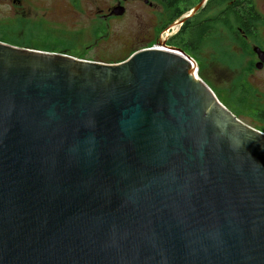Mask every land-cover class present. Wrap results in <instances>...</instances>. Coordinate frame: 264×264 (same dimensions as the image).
<instances>
[{
    "label": "water",
    "instance_id": "obj_1",
    "mask_svg": "<svg viewBox=\"0 0 264 264\" xmlns=\"http://www.w3.org/2000/svg\"><path fill=\"white\" fill-rule=\"evenodd\" d=\"M0 264H264V133L181 50L0 42Z\"/></svg>",
    "mask_w": 264,
    "mask_h": 264
},
{
    "label": "flooded vegetation",
    "instance_id": "obj_2",
    "mask_svg": "<svg viewBox=\"0 0 264 264\" xmlns=\"http://www.w3.org/2000/svg\"><path fill=\"white\" fill-rule=\"evenodd\" d=\"M191 1L0 0V15L3 20L28 24L34 20L67 37L75 36V58L86 60L85 53L94 51L97 57L87 61L104 64L122 63L136 52L161 46L183 51L191 27L193 36L204 28L224 31L231 38V48L244 55L245 66L238 82H242L244 101L253 109L251 119L264 130V0H244L251 10L245 14L235 10L237 0H194V7ZM214 1H218L217 8ZM209 11L214 17H208ZM82 32H87V39L80 36ZM179 36L184 44L175 43ZM110 44L116 49L105 51ZM126 50L130 54L126 55Z\"/></svg>",
    "mask_w": 264,
    "mask_h": 264
},
{
    "label": "rangeland",
    "instance_id": "obj_3",
    "mask_svg": "<svg viewBox=\"0 0 264 264\" xmlns=\"http://www.w3.org/2000/svg\"><path fill=\"white\" fill-rule=\"evenodd\" d=\"M217 2H213L214 8ZM189 4L194 7L196 1L192 0ZM214 15L208 12V17ZM1 17L0 15V42L37 51L73 53L75 36L67 37L54 27L34 20L32 24H28L16 19L3 20ZM80 36L87 39V32H82ZM230 39L224 31L213 32L204 28L190 39L186 38L185 42L190 43L189 56L197 64L199 78L213 91L221 104L245 124L264 133V130L251 119L250 114L253 109L247 101H244L242 82H238L242 79V70L245 66L244 55L231 48ZM115 49L114 44L104 48L105 51ZM85 54L86 60L97 57L94 51ZM125 54L128 55L130 52L126 50Z\"/></svg>",
    "mask_w": 264,
    "mask_h": 264
},
{
    "label": "trees",
    "instance_id": "obj_4",
    "mask_svg": "<svg viewBox=\"0 0 264 264\" xmlns=\"http://www.w3.org/2000/svg\"><path fill=\"white\" fill-rule=\"evenodd\" d=\"M219 1H221V0H219ZM234 7H235V10H236V11H240L241 13L243 12V14H245V13H250V11H251V10H249V8H248V4H247L246 1H244V0H237V1L234 3ZM193 34H194V33H193V27H191V28L189 29V31L187 32L186 37H187L188 39H190V37H192ZM178 39H179V41H178ZM175 43H176L177 45H181V43H183V42L181 41V39H180V36L177 37V40L175 41ZM183 44H184V43H183ZM189 44H190V43H188V44L185 43L184 46H182L183 51H184L186 54H188V55H189V53H190ZM55 53H58V52H55ZM70 56H74V57H76V55H74V53L70 54Z\"/></svg>",
    "mask_w": 264,
    "mask_h": 264
},
{
    "label": "built area",
    "instance_id": "obj_5",
    "mask_svg": "<svg viewBox=\"0 0 264 264\" xmlns=\"http://www.w3.org/2000/svg\"><path fill=\"white\" fill-rule=\"evenodd\" d=\"M157 49V48H156ZM158 49H160V50H168V48H166V47H158Z\"/></svg>",
    "mask_w": 264,
    "mask_h": 264
}]
</instances>
